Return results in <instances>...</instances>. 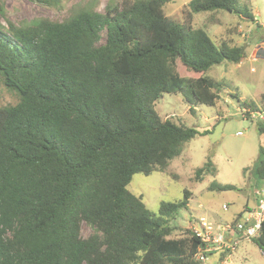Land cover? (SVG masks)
<instances>
[{
    "label": "trees",
    "instance_id": "obj_1",
    "mask_svg": "<svg viewBox=\"0 0 264 264\" xmlns=\"http://www.w3.org/2000/svg\"><path fill=\"white\" fill-rule=\"evenodd\" d=\"M174 1L124 0L104 13L81 8L62 22L18 24L0 6V86L17 96L0 107V264H202L206 243L193 231L171 238L189 192L154 214L127 186L134 174L165 172L188 141L209 133L162 120L152 109L161 95L214 106L223 85L207 72L245 57L243 46H217L191 27L193 15H247L238 0H189L180 24L163 12ZM179 66L197 76H181ZM261 103L264 111V92ZM247 108L248 119L261 114ZM255 123L264 134V120ZM216 173L209 155L194 180ZM254 175L264 183L262 147ZM252 242L264 255V227Z\"/></svg>",
    "mask_w": 264,
    "mask_h": 264
},
{
    "label": "rangeland",
    "instance_id": "obj_2",
    "mask_svg": "<svg viewBox=\"0 0 264 264\" xmlns=\"http://www.w3.org/2000/svg\"><path fill=\"white\" fill-rule=\"evenodd\" d=\"M123 1L58 0L56 4L47 6L29 0H0V6L7 18L18 24L40 18L62 22L81 8L104 13L106 6L120 5ZM188 2L176 0L168 3L163 12L169 19L185 23ZM238 6L248 17L227 11L201 13L193 15L190 24L195 29H204L217 46L225 43L230 47L243 46L245 50V57L239 64L224 61L207 72V76L223 85L214 106L195 103L187 94L167 93L162 94L152 106L162 120L169 119L178 125L209 133L188 141L165 172L134 174L127 186V190L140 197L154 214H158L162 203L181 201L184 192H189L187 209L181 210L171 222L175 228L171 238L183 237L187 230L193 231L199 219L211 223L212 233L216 236L219 225L231 224L245 206L254 207V188L264 186L254 175L259 150L261 147L264 149V134L258 133L255 123L264 120V111L260 110L264 92V0H238ZM0 24L7 26L1 16ZM104 38L105 33L102 34ZM178 71L181 76H197L181 66ZM16 102L17 96L0 86V107ZM250 104L261 111V119L257 115L260 112L251 113V118H246L244 112L249 110L247 106ZM209 155L217 173L196 182L194 172ZM212 183L232 185L235 190L210 189ZM246 214H242L240 221L246 218ZM91 234V228L83 223L81 236L87 238ZM228 236L229 233L224 234V243ZM220 251L224 258L229 256L231 264H264V255L252 240L239 238L233 249L223 247ZM207 259L202 264L213 263L217 255H208Z\"/></svg>",
    "mask_w": 264,
    "mask_h": 264
},
{
    "label": "built area",
    "instance_id": "obj_3",
    "mask_svg": "<svg viewBox=\"0 0 264 264\" xmlns=\"http://www.w3.org/2000/svg\"><path fill=\"white\" fill-rule=\"evenodd\" d=\"M257 115L258 118L261 119V114ZM262 227H264V186L257 191L255 207L248 212L247 217L235 225H219V232L216 236L212 233V224L206 222L204 219H199L198 226L193 229V233L198 236L201 241L206 243V247L203 251H201V253L198 254L197 257L205 261L207 260V257H204L202 252L210 253V251L213 249L221 250L223 247L227 249H233L239 240L233 241L231 243H224L223 236L225 233H229L231 235L238 233L241 239L252 240L258 237ZM216 264H231L229 261V256H226Z\"/></svg>",
    "mask_w": 264,
    "mask_h": 264
},
{
    "label": "crops",
    "instance_id": "obj_4",
    "mask_svg": "<svg viewBox=\"0 0 264 264\" xmlns=\"http://www.w3.org/2000/svg\"><path fill=\"white\" fill-rule=\"evenodd\" d=\"M254 207H255V205H254ZM254 207H253V208H254ZM253 208H249V210H252ZM249 210H248V211H249ZM238 214H239V213H238ZM247 215H248V213L246 214V217H247ZM221 225H222V224H221ZM239 238H240V235H239L238 233H236V234H234V235H231V234H230V236L227 237L226 242H227V243H231V242H233V241L239 240ZM236 245H237V244H236ZM236 245H235V246H236ZM218 252H220V250H214V249H213V250L210 251L211 256H212L213 253H215V255H218ZM209 258H210V257H209ZM209 258H208V259H209ZM208 259H207V260H208ZM217 262H218V261L215 260L213 263H208V264H216Z\"/></svg>",
    "mask_w": 264,
    "mask_h": 264
},
{
    "label": "water",
    "instance_id": "obj_5",
    "mask_svg": "<svg viewBox=\"0 0 264 264\" xmlns=\"http://www.w3.org/2000/svg\"><path fill=\"white\" fill-rule=\"evenodd\" d=\"M229 12H231V11H229Z\"/></svg>",
    "mask_w": 264,
    "mask_h": 264
}]
</instances>
